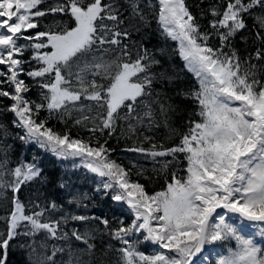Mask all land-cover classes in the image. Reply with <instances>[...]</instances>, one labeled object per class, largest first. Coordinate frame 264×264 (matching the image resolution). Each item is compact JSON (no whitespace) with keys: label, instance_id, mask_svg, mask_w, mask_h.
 Here are the masks:
<instances>
[{"label":"snow or ice","instance_id":"1","mask_svg":"<svg viewBox=\"0 0 264 264\" xmlns=\"http://www.w3.org/2000/svg\"><path fill=\"white\" fill-rule=\"evenodd\" d=\"M0 117V264L20 237L29 264H264V0H0ZM10 139L112 218L66 212Z\"/></svg>","mask_w":264,"mask_h":264},{"label":"trees","instance_id":"2","mask_svg":"<svg viewBox=\"0 0 264 264\" xmlns=\"http://www.w3.org/2000/svg\"><path fill=\"white\" fill-rule=\"evenodd\" d=\"M47 2H52V0H47ZM189 2L191 3L192 0H189ZM153 43H155V40L153 41ZM0 120H3L5 123L8 122L3 117H0ZM174 126L182 128L183 121L179 117H177L174 120ZM165 135L166 131L164 129H161L157 133V138L163 139ZM9 142L15 145L13 149L14 158H23L27 160H31L32 157L36 158V162L40 165V167H42L43 175L47 181V183L42 186L43 190L49 194L50 198H55L58 204H62L63 209L66 212L89 215H107L110 219L112 218L110 209L115 208L116 205L112 204V202L107 199H101L99 196H97L95 200L85 201V203H88L89 205L87 209L83 207H77L74 204H68L67 201L69 199V191H71L72 193H88L89 195L92 194V190L94 189L95 185L93 183L94 178L90 174L84 172L82 169L74 168L71 161L57 160L50 153L44 152L35 145H23L20 143V141L11 139L9 140ZM110 143L112 147L116 149L115 153L113 154L114 157L121 159L125 164H128L129 159L131 158L138 160L139 164L144 165L145 167H150L142 158L136 157L134 156V154L121 153L120 149L125 146V141L123 138L119 137V132L117 133V136L113 137ZM133 178L135 179V176ZM61 180L69 185V189L60 190L58 188V184ZM156 187H158V185ZM28 195V190H25L22 193L23 197H27ZM124 214L127 215L126 210ZM75 226L79 227L81 231L85 230L80 225ZM0 227H2V225H0ZM72 227L73 225L70 223L69 231H71ZM37 239L39 240L41 239V237H38ZM257 239L259 240V238ZM24 240V237L18 238L8 249L7 264H29L27 251L19 246L22 242H24ZM107 243V237H98L96 239L95 244L97 248V258H100L102 256L103 250L106 248ZM70 244L72 246L74 255H80L79 248L83 246L80 245L79 242H76L74 240L70 241ZM144 247L150 252L154 246L146 245ZM220 250L223 251V249ZM68 258L69 257L66 248L63 256L57 257L58 264H60L61 260L64 261V264H67ZM108 258L112 260L115 259L114 256H110ZM85 259H87V257H85ZM211 264H215V256L211 258Z\"/></svg>","mask_w":264,"mask_h":264},{"label":"water","instance_id":"3","mask_svg":"<svg viewBox=\"0 0 264 264\" xmlns=\"http://www.w3.org/2000/svg\"><path fill=\"white\" fill-rule=\"evenodd\" d=\"M197 259V258H196Z\"/></svg>","mask_w":264,"mask_h":264}]
</instances>
